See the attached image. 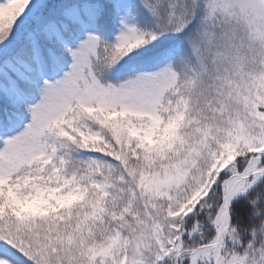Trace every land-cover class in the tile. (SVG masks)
I'll list each match as a JSON object with an SVG mask.
<instances>
[{
    "label": "snow or ice",
    "instance_id": "6c2138e0",
    "mask_svg": "<svg viewBox=\"0 0 264 264\" xmlns=\"http://www.w3.org/2000/svg\"><path fill=\"white\" fill-rule=\"evenodd\" d=\"M0 264H264V0H0Z\"/></svg>",
    "mask_w": 264,
    "mask_h": 264
}]
</instances>
